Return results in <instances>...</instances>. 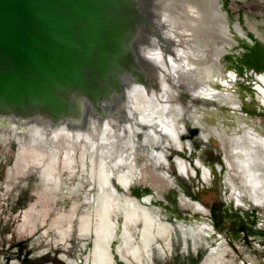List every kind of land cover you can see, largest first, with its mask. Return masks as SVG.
I'll use <instances>...</instances> for the list:
<instances>
[{"label": "bare ground", "instance_id": "6f19581e", "mask_svg": "<svg viewBox=\"0 0 264 264\" xmlns=\"http://www.w3.org/2000/svg\"><path fill=\"white\" fill-rule=\"evenodd\" d=\"M207 4L213 12L216 7L222 10L219 1L212 3L208 0ZM183 12L189 19V30L203 20L202 5L193 2L190 5L188 2L183 7ZM213 17L217 23L216 15ZM212 30L216 32L217 27L213 26ZM161 43L160 41L158 46L143 49V54L155 62V66L151 64L152 67L147 69L157 76L161 90L150 89L135 79L124 77L126 96L114 94L112 106L102 102L110 111H118L115 116L110 112L111 114L101 117L91 110L80 117L76 110H72L65 123L58 126L41 125L35 119L28 125L18 126L0 118V140L5 144L16 143L18 147L14 165L7 170V180L19 179L21 176H28L30 171L35 172L32 200L19 215L22 218L20 238L33 236L39 230H44L43 236L56 232L55 244L61 245L66 252L70 249L74 232L78 234L83 250L90 244L88 241L93 240L91 249L85 255H79L78 258L83 257L81 260L62 254L61 257L67 264H118L115 258L124 264H156L164 262L165 254L169 256L174 253L176 247L182 256H186L189 251L196 253V248L200 247L191 233L207 231V235L212 234L214 229L211 224L198 222L193 218V215H199L201 219L209 216L207 208L200 202L180 194V207L189 211L188 216L194 219L190 225L181 227L179 223H184L163 221L159 208L141 205L127 193H117L110 183L115 176L119 184L129 191L134 184L150 178L153 185L175 187L174 181L164 171L166 168H161L169 166L163 147L172 146L175 150L184 152V146L188 142L185 143L180 138L185 132L181 116L188 107L174 99L178 86L168 82V72L180 73L186 69V65L193 67L195 62L190 54L187 55V47L182 41L181 44H173L170 51ZM221 70L218 68L215 74L205 72L202 68L198 72L193 70V78L197 74L199 80L193 81L189 90L193 93V98L199 96L220 105L225 104L237 113L241 108L230 91L232 85H226L224 89L212 88L213 78H219ZM231 78L234 79L235 76L232 74ZM258 81L264 84V76H258ZM257 89L258 97L264 103V88L258 86ZM79 104L80 109L85 106L82 101ZM86 119L89 123L87 125ZM193 123L204 127L198 120ZM239 124L238 127L230 128V131L221 125L207 127L208 130L202 137L207 139L214 136L220 143L227 168L225 185L229 190V200L245 210L249 208L248 203L264 209V134L245 121H240ZM138 134L142 135L139 139ZM143 143L151 147L144 154L148 157L147 161L155 162L153 169L147 163L142 168L135 163L136 153L142 151ZM86 154L90 156L89 162L85 159ZM87 163L91 165L88 166ZM175 163L180 174L194 176V171L185 160L177 156ZM198 165L201 166L200 163ZM120 168L122 171L115 175L113 171ZM77 175L81 182L69 187L65 194V180L73 181ZM203 176L207 182L206 169L203 170ZM86 178L92 179V183H89L91 189L94 188L93 180L96 184L97 196L94 202L89 194H85L84 202L90 208L78 215L80 205L74 202L67 211L69 223L65 224V214H60L49 223L57 196L60 195V200H65L79 194ZM24 184L22 182L21 185L25 186ZM40 203L44 204V208L37 210ZM73 221L78 225L75 230ZM220 249V244L211 248L201 264L219 263L222 258Z\"/></svg>", "mask_w": 264, "mask_h": 264}, {"label": "rangeland", "instance_id": "374dc122", "mask_svg": "<svg viewBox=\"0 0 264 264\" xmlns=\"http://www.w3.org/2000/svg\"><path fill=\"white\" fill-rule=\"evenodd\" d=\"M141 1L143 6H145V23L148 24L151 30L154 29L163 37L164 42L161 41L163 47L165 46L170 51L173 48V44H181L182 41V44L187 47V55L190 54L192 60L195 62L193 67L186 65V69L180 73H176V71H169L168 73L173 85H177L182 89H178V93L182 92L180 93V100L185 103L184 106L188 107L184 117L190 122L186 124L188 132L186 131L185 137H182V140L188 142L187 145L194 152L197 151L194 157L195 159H198L200 155L204 157L207 168L210 169L212 163L210 161V155L208 154L209 152L206 149L207 147L205 146L208 143L218 149L219 143L214 136L199 140L198 134L195 136L191 133L194 130L191 128L193 122L198 120L199 123L204 124L201 131L205 133L208 130L207 127L212 128L221 125L229 129L233 125L235 126L237 122L246 121L256 126L264 134V103L260 101L261 98L258 97L259 90L257 89L258 86L264 88V84L258 81V76H264V0H209L212 3L219 1L222 4L223 11L219 7H216L214 8V12L209 8L210 6L208 7V0ZM188 2L190 5L192 2L199 6L202 5L204 9L203 20L196 23V27L192 30L190 29L191 31L189 30V19L183 12V7L187 6ZM213 15H216L217 23ZM213 26L217 27L216 32L212 30ZM159 43L160 40L156 36H153L150 31L147 32L145 38L138 40L135 44V51L139 59L138 62L147 68L152 67V65L155 66V62L143 54V49L158 46ZM240 63L246 64L248 70L240 77L231 78L234 67ZM253 67H258L261 72L255 73L256 70H253ZM200 68L205 72H212L213 74L216 73L218 68H221L222 75L219 76L218 80L224 84L223 88L226 85H232L231 90H229L233 92L236 99L238 97L242 100L243 110L248 113L249 117L246 118L238 111L234 113L225 104H216L198 99V97L197 99L195 97L192 98L191 91L189 90L191 88L189 87L193 81L199 80L197 74L193 78V73L194 71L198 72ZM174 78H176V81H174ZM187 103L191 105L189 106ZM137 138L139 139V137ZM205 140L206 143L203 142ZM197 145L198 148H196ZM150 148L149 144L147 146L143 143L141 147L142 151L136 153L135 163L139 168H142L144 163H147L149 168H155V162L152 160L147 161L148 157L146 153L144 154L145 150H149ZM163 149L165 158L169 159V166H163L161 168H166V171L172 176V171H175V166L170 158L175 156V154L178 155V152H175L170 146H165ZM17 150L16 143L11 142L5 144L3 140H0V264H25L22 260L28 252H30L29 258L32 259V263L30 264H39L40 261H37L38 259L43 264H63L59 258V254L63 253V248L61 245L55 244V240L57 239L56 232H50L48 236H43L44 230H39L35 235L27 238H20L19 236V226L22 223V218L19 215L27 209L32 200V189L36 179L35 172L30 171L28 176L7 180V170L14 165ZM188 152L189 150L181 155L184 158H190L191 155ZM89 158V154H86L85 159L88 162ZM87 164L88 166L91 165L89 163ZM120 170L121 168L115 169L113 172L117 175ZM64 176L66 177L67 174ZM209 178L213 179V175L211 177L208 173V181L204 184L202 182L197 183L195 179L191 178L188 181L183 177H179L178 181L185 185L187 192L193 195L194 198L206 204L216 200V202L218 201V203H223L224 205L223 208L220 207L219 226L221 229L218 232L227 242L221 243L218 236L219 233L215 229L210 234L214 236V240L220 243V254L222 258L217 264H264V209L253 204L251 205V203H248L249 208L246 210L236 206V202L230 201L228 198L229 190L224 189L221 185L217 186V181L212 180V182H209ZM22 182H25L26 185H21ZM79 182H81L79 175L73 181L66 179L65 186L67 187L63 192L67 194L68 188L75 186ZM90 182L92 183V179H84V187L80 190V193L72 195L65 200H60V195H58L57 202L52 208L48 222L52 223L60 214H65V224L67 222L69 223L70 219L67 211L74 202L80 205V209L77 211L78 215H82L83 212L90 208V205L84 202L85 194H89L93 202L97 196L95 181L93 180L92 185H94V188L92 189L89 187ZM150 183L152 181L149 178L148 180L134 184L133 187L144 188ZM154 188L166 200V203L163 205L157 203V206L160 207L159 211L162 220L169 223L184 221L189 223V218L186 216L189 214V211L184 210L178 204L177 198L178 196L180 198L178 190L176 188L157 185H154ZM42 208H44V204L40 203L37 210ZM193 217L201 222L209 223L211 222L212 213L210 212L209 216L205 219H201L199 215H193ZM174 218L178 221H171ZM72 224L75 226V230L77 222L73 221ZM184 224L179 223L181 227H185ZM199 232L191 233L196 239V244L200 247L196 248V253L189 251L186 256H182L176 247L174 253H170L169 256L165 254L166 260L164 262L160 260L161 262L156 264H199L204 256H207L209 253L207 251L210 250L208 246L213 244L212 240L205 237L207 231ZM204 234L205 236H203ZM199 240H203L206 246ZM79 241L76 232H74L70 241L71 246L67 253L69 257L76 259L78 253L85 255L88 252L89 246H86L85 250L80 251ZM18 242L24 243V250L20 259L17 258L18 250L12 246ZM56 252L59 254L56 255ZM54 259L58 262H55ZM116 261L119 263L118 258H116Z\"/></svg>", "mask_w": 264, "mask_h": 264}, {"label": "water", "instance_id": "95a60500", "mask_svg": "<svg viewBox=\"0 0 264 264\" xmlns=\"http://www.w3.org/2000/svg\"><path fill=\"white\" fill-rule=\"evenodd\" d=\"M144 7L141 0H0V118L58 126L72 110L117 115L102 102L126 96L124 77L147 85L135 44L149 31L164 42L145 23ZM117 184V193L130 195Z\"/></svg>", "mask_w": 264, "mask_h": 264}, {"label": "flooded vegetation", "instance_id": "af4514ba", "mask_svg": "<svg viewBox=\"0 0 264 264\" xmlns=\"http://www.w3.org/2000/svg\"><path fill=\"white\" fill-rule=\"evenodd\" d=\"M141 65V68L143 69V70H145V74H146V76H147V86H149L150 87V89H154V90H156V91H159V90H161V86H160V82H159V80H158V78H157V76L156 75H154L153 73H150V71L147 69V67H144L142 64H140ZM259 72H261V71H258V72H255V73H259ZM233 75L237 78V76H241L240 74H239V72L236 70V68L234 67V72H233ZM168 78V77H167ZM168 80V82L172 85L173 83L170 81V79H167ZM213 89L215 88H218V89H224L223 88V85L224 84H222V82L220 81V80H218V78L217 77H215V78H213ZM219 86H221V87H219ZM225 87V86H224ZM174 88V87H173ZM175 89V88H174ZM178 89H180V87H178ZM180 90H182V89H180ZM256 91H257V89H255ZM181 93V92H180ZM180 93H176L175 94V96H174V99H176V100H180L181 99V95H180ZM192 94L193 93H191V97H192ZM179 95V96H178ZM198 97V99H201V100H206V101H210V102H213V101H211V100H208V99H205V98H202V97H199V96H197ZM197 97H195L196 99H197ZM193 98V97H192ZM178 100V101H179ZM238 102H239V105H240V111H238V112H240V114H242V115H244L246 118L247 117H249V115H248V113H246V112H244V110H243V103H242V100L240 99V98H238L237 97V99H236ZM183 106H184V102H182L181 100L179 101ZM213 103H215V102H213ZM217 104V103H216ZM187 105H189V103H187ZM186 107V106H185ZM135 112H137V111H135ZM124 114V113H123ZM185 115L183 114L182 116H181V124H182V127H183V129L185 130V132L180 136V138H181V140H182V137H184L185 136V134H186V131L188 132V128H187V123H189L190 121L188 120V119H186L185 117H184ZM239 121V120H238ZM246 122V121H245ZM240 123V122H239ZM238 122H237V124H235V126L233 125L232 127H238V125H240ZM248 123V125H250V123L249 122H247ZM186 125V126H185ZM251 126V125H250ZM191 128H193L194 130H192V132L191 133H193V135H199V137H198V139L200 140H203L204 138L202 137V135H203V133H202V128L201 127H199V125H194V123L193 124H191ZM228 131H230V128L228 129ZM138 136H139V138H141L142 137V135L141 134H138ZM185 142V141H184ZM203 142H205L206 143V140L205 141H203ZM171 143H173L172 141H171ZM186 143V142H185ZM219 143V142H218ZM170 147H172V146H170ZM187 147V148H186ZM205 147H207L206 149H207V152H209L208 154L210 155V161H211V163H212V166H211V168L210 169H208L207 168V164H206V161H205V159H204V157L202 156V155H200V153H198V155H200L199 157H198V159H195L194 157H195V155L197 154V151H195L194 152V150H192V148L190 147L189 148V146L187 145H185L184 146V148H185V150H184V152H180V151H178V150H175V148H173V150H175V152L177 151L178 152V155H176L175 154V156H172L171 158H170V160H171V162L174 164V166H175V171H172V176H170V174L168 173V171H166V169L164 170V171H166V173H167V175L169 176V178H171L173 181H174V183H175V187H174V189L176 188L177 190H178V192H179V195L180 194H182V195H186L189 199H192V200H194V201H197V202H200L203 206H205L208 210H209V213L211 212L212 213V218H211V222H207L208 224H211V226L213 227V229H215V231L217 232V233H219L218 232V230H220L221 228H220V226H219V213H220V210H221V208H223L224 207V205H223V203H218V201L216 202V200L214 201V202H212L211 201V203H208V204H206V203H204V202H202L201 200H199V199H196V198H194L193 197V195H191L190 193H188L187 192V190L185 189V185H183L180 181H178V178L179 177H183V178H185L186 180H190V178L191 179H195V181H197V183H205L206 181L204 180V176H203V170H204V168H206L207 170H208V173H209V175L212 177V175H213V179H211V178H209V182H212V180H214V181H217V186H219V185H221L222 187H224V189H227V187H226V185H225V173H226V170H227V168H226V166H225V163H224V153H223V151H222V149H221V146H220V143H219V147H218V149H216V148H214V147H212L211 145H209L208 143H207V145L205 146ZM196 148H198V145H197V147ZM189 150V152L188 153H190V155L192 156V158H191V156H190V158H184L181 154H184V153H186L187 152V150ZM177 156H179L180 158H182L183 160H185L187 163H188V165H189V167L194 171V176H192V174L191 175H189V176H186V175H182V174H180L179 172H178V168H177V165H176V163H175V157H177ZM167 159V161H169V159L168 158H166ZM174 159V160H173ZM198 163H200L201 164V166H199L198 165ZM168 164H169V162H168ZM198 165V166H197ZM214 172H215V176H214ZM213 173V174H212ZM212 174V175H211ZM174 178V179H173ZM117 179L115 178V176L112 178V185H113V187H115V188H117L118 189V191L119 192H122V189L119 187V185L117 184ZM134 186V185H133ZM131 187V189L129 190L130 191V195L132 196V197H135V198H137L138 200H141V199H143V198H145V197H150V204H146V205H150L151 207H157V208H159L160 209V207H158L157 206V203L158 204H160V205H163V204H165L166 203V200L165 199H163L158 193H157V190H155V188H154V185H153V183H150V184H148L146 187H144V188H137V187ZM180 198H179V196H178V198H177V201H178V204H179V206H180V200H179ZM224 202V201H223ZM155 205V206H154ZM221 207V208H220ZM189 214H187L186 216L189 218V223L188 222H186V221H184V222H182V223H185V224H191L192 222H193V220L195 219V217H193V218H191V217H189L188 216ZM178 221L176 218H174V219H172L171 221ZM196 220H198V219H196ZM199 221V220H198ZM199 222H201V221H199ZM184 224V225H185ZM214 224V225H213ZM188 225V226H189ZM187 226V225H186ZM197 229V228H196ZM199 230V229H198ZM219 235H221L220 233L218 234V236ZM76 236H78V234L76 235ZM203 236H205V234L203 235ZM222 236V235H221ZM207 239H210V240H212L213 241V244H211L210 246H208V249H211V248H213V246H216L217 244H218V242L216 241V240H214V236H212V235H207L206 234V236H205ZM223 237V236H222ZM78 238V237H77ZM93 240H91V243L88 245L89 246V249H91L90 247V245H92V242ZM199 241H201V240H199ZM202 242V244H204V246H206L205 245V243H203V240L201 241ZM70 245H71V243H70ZM80 247H81V243H80ZM205 248V247H204ZM83 249L81 248L80 249V251H82ZM207 251H209L210 252V250H207ZM69 252V250H67V252H66V255L68 256V253ZM63 253H64V250H63ZM59 254V253H58ZM78 255V257H79V255L81 256L82 254L81 253H78L77 254ZM208 255V254H207ZM204 256V255H203ZM78 257H77V259H78ZM71 258V257H70ZM116 259V258H115ZM119 261V260H118ZM118 263V262H117ZM123 262H121V261H119V263L118 264H122ZM64 264V263H63ZM200 264V263H199Z\"/></svg>", "mask_w": 264, "mask_h": 264}, {"label": "trees", "instance_id": "16d2710c", "mask_svg": "<svg viewBox=\"0 0 264 264\" xmlns=\"http://www.w3.org/2000/svg\"><path fill=\"white\" fill-rule=\"evenodd\" d=\"M247 63H249V62H247ZM235 68H236V70L239 72L240 75H243V73H244L246 70H248L247 67H246V64H242V63L238 64ZM252 69H253V70H256V72H257V71H261V70L258 69V67H253ZM23 245H24L23 242H18V243H16V244L12 245L13 248H16V249L18 250V251H17V258H18V259L21 258V254L23 253V250H24V249H23ZM55 254L57 255L58 253L56 252ZM29 255H30V252L26 253V256H25V257L23 258V260H22L23 263H25V264H30V263H32V259L29 258ZM37 261H40L39 264H43L42 261H41L40 259H38ZM54 261H55V262H58V261L55 260V259H54ZM59 264H61V263H59Z\"/></svg>", "mask_w": 264, "mask_h": 264}]
</instances>
